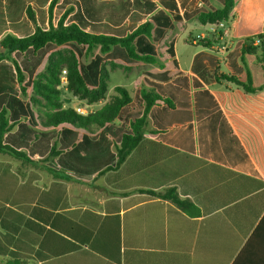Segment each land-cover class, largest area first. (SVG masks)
I'll use <instances>...</instances> for the list:
<instances>
[{
    "label": "crops",
    "instance_id": "crops-1",
    "mask_svg": "<svg viewBox=\"0 0 264 264\" xmlns=\"http://www.w3.org/2000/svg\"><path fill=\"white\" fill-rule=\"evenodd\" d=\"M50 2L0 0V39L34 32L27 7L47 30ZM222 5L223 0H58L53 26L66 10L65 24L94 35L121 38L152 24V38L141 35L135 45L161 66L134 61L119 46L87 60L84 47L63 46L75 52L88 87L98 86L104 66L107 96L116 86L132 92L116 119L94 133L68 124L44 128L29 101L33 80L60 47L48 43L35 53H14L26 97L12 63L0 61V111L13 126L3 142L30 160L0 154V264H232L237 256H258L257 264H264V73L255 56L245 55L258 92L215 77L245 81L241 47L245 38L264 35V0H235L224 53L214 36L204 48L192 35L199 29L203 39L209 28L196 15ZM142 85L172 100L174 108L152 107L143 139L116 166L114 144L143 114ZM67 95L63 106L82 115L106 102L87 104ZM52 147L57 156L41 162Z\"/></svg>",
    "mask_w": 264,
    "mask_h": 264
},
{
    "label": "trees",
    "instance_id": "trees-1",
    "mask_svg": "<svg viewBox=\"0 0 264 264\" xmlns=\"http://www.w3.org/2000/svg\"><path fill=\"white\" fill-rule=\"evenodd\" d=\"M57 1L51 0L49 4V28L47 30H43L37 25L33 12L30 7H27L26 16L33 25L34 32L25 38H18L11 34L4 35L0 39V61L7 60L12 63L20 93L26 97L27 90L24 85L25 75L15 60L14 53H24L29 49L35 53L48 43L60 47L59 50L48 56L44 71L38 74L33 80L29 101L33 110L36 112L40 125L44 128L55 127L59 124H68L75 128L84 129L88 133H94L116 119L119 111L131 102L132 92L123 86H116L112 93L107 96L109 75L104 66H101L100 69L98 86L96 88L88 87L80 72L79 62L75 52L72 49L63 48V46L68 43H74L77 46L84 47L83 58L86 60L91 58L96 52L104 55L112 47L119 46L134 61L161 66L153 56L138 53L135 45L136 39L141 35L149 39L152 38V24L149 22L143 23L131 33L121 38L108 35H94L83 31L74 23L65 24L66 17L69 13V10H66L57 21V24L53 26L52 12ZM234 2L235 0H223L221 8L215 11L199 12L195 19L202 26L213 25L218 22L229 23ZM256 40H258L257 44H255ZM211 42L212 39H201L199 41L200 45L204 48H209ZM245 55L255 56L257 63L261 66L262 73H264V35L256 34L245 38L243 41L240 62L246 70L245 81H241L236 76H227L219 73H216L215 77L217 81L224 80L232 83L246 93H255L260 88L253 86L251 75L245 66ZM110 65L114 66V64ZM62 77L64 81H62ZM66 94H70L72 97L84 101L87 104L97 103L105 99L106 102L95 112L82 115L74 109L63 106ZM140 98L143 107L142 116L130 124V132L124 134L120 143L114 144L113 146L116 155V166H119L143 139L150 125L149 112L151 108L156 105H165L170 109L174 108L172 100L161 96L153 88L144 85L140 87ZM12 127V124L8 121L5 109H2L0 111V154H6L18 160L30 162L24 153L4 144V135ZM57 154L55 147H52L49 154L41 162L51 160ZM47 171L53 176L70 179V177L58 174L63 172H55L49 168H47ZM172 200L178 206H184L176 197ZM244 258L252 259L254 261L253 264H257L258 256H237L232 264H245Z\"/></svg>",
    "mask_w": 264,
    "mask_h": 264
},
{
    "label": "built area",
    "instance_id": "built-area-1",
    "mask_svg": "<svg viewBox=\"0 0 264 264\" xmlns=\"http://www.w3.org/2000/svg\"><path fill=\"white\" fill-rule=\"evenodd\" d=\"M228 23L225 22H218L217 24L209 25L208 32L214 36L215 40H217L218 46H217V51L224 53L228 49V44L224 40V31L227 28ZM258 43V40L255 41V44ZM78 113H82L80 109L76 110Z\"/></svg>",
    "mask_w": 264,
    "mask_h": 264
},
{
    "label": "rangeland",
    "instance_id": "rangeland-1",
    "mask_svg": "<svg viewBox=\"0 0 264 264\" xmlns=\"http://www.w3.org/2000/svg\"><path fill=\"white\" fill-rule=\"evenodd\" d=\"M200 30L199 29H195V30H193L192 31V35L193 36H196L197 37V39L200 41L201 39V37H198V35L200 34ZM203 39H207V40H213L214 38H213V36L211 35V34H209L208 32L207 33H205V36L203 37ZM68 95L66 94L65 95V97H67Z\"/></svg>",
    "mask_w": 264,
    "mask_h": 264
}]
</instances>
